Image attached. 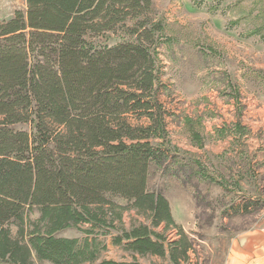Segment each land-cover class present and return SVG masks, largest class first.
Listing matches in <instances>:
<instances>
[{
    "label": "trees",
    "instance_id": "trees-1",
    "mask_svg": "<svg viewBox=\"0 0 264 264\" xmlns=\"http://www.w3.org/2000/svg\"><path fill=\"white\" fill-rule=\"evenodd\" d=\"M151 6L25 0L24 11L0 20V264H140L136 255L198 264L189 256L194 241L174 222L167 199L147 189L150 162L166 155L152 143L164 130L165 110L151 53L162 25L149 16ZM118 28L134 40L106 48L86 41ZM19 123L33 130H15ZM115 208L148 222L112 239L131 262L100 258L105 245L88 237ZM32 212L38 217L26 232ZM80 224L90 225L83 239L55 235ZM170 227L174 240L165 236Z\"/></svg>",
    "mask_w": 264,
    "mask_h": 264
},
{
    "label": "rangeland",
    "instance_id": "rangeland-1",
    "mask_svg": "<svg viewBox=\"0 0 264 264\" xmlns=\"http://www.w3.org/2000/svg\"><path fill=\"white\" fill-rule=\"evenodd\" d=\"M151 1L149 16L162 25L151 53L165 110L164 132L152 143L166 155L150 162L147 189L167 199L174 222L194 241L191 262L250 264L235 259L232 247L245 232L264 230V0ZM17 9L25 10V0H0V20L11 18ZM133 40L123 28L86 36L94 48ZM13 128L33 130L30 123ZM192 132L201 138V146ZM250 138L253 141L245 142ZM37 217V212L28 215L26 232ZM104 219L88 236L105 245L100 258L131 262L132 254L113 245L112 239L131 225L148 222L133 210L116 208ZM8 226L12 236H18L16 223ZM89 226L80 224L55 235L83 239ZM163 228L161 224L157 230ZM176 231L168 228L167 240L176 239ZM135 259L140 264L168 263L153 255Z\"/></svg>",
    "mask_w": 264,
    "mask_h": 264
},
{
    "label": "crops",
    "instance_id": "crops-1",
    "mask_svg": "<svg viewBox=\"0 0 264 264\" xmlns=\"http://www.w3.org/2000/svg\"><path fill=\"white\" fill-rule=\"evenodd\" d=\"M232 121L233 118L230 117V119L226 120L225 123L230 125ZM186 122H190L189 124H191L190 119H187ZM206 123H208V120L206 121ZM206 126H209V124H207ZM217 127L221 129L220 126ZM209 128L211 127H208L207 129ZM210 130L213 131L212 129ZM192 135L195 138L196 144H199L201 146V138L199 137V135L195 134L194 132H192ZM251 141H253L252 138L245 140V142ZM234 242L235 243L234 247H232V251L235 255V259L237 257V260H239V257H241V259H244L245 261L252 262L250 264H258L257 262H264V230L255 229L247 231L243 235H240L236 240H234Z\"/></svg>",
    "mask_w": 264,
    "mask_h": 264
}]
</instances>
